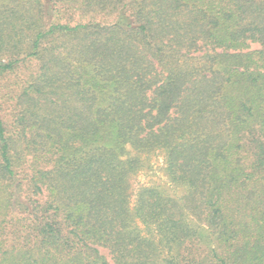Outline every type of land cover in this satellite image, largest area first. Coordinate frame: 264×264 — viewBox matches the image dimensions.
<instances>
[{
  "label": "trees",
  "instance_id": "1",
  "mask_svg": "<svg viewBox=\"0 0 264 264\" xmlns=\"http://www.w3.org/2000/svg\"><path fill=\"white\" fill-rule=\"evenodd\" d=\"M0 80V264H264V0H0Z\"/></svg>",
  "mask_w": 264,
  "mask_h": 264
},
{
  "label": "rangeland",
  "instance_id": "2",
  "mask_svg": "<svg viewBox=\"0 0 264 264\" xmlns=\"http://www.w3.org/2000/svg\"><path fill=\"white\" fill-rule=\"evenodd\" d=\"M256 47L257 45H253ZM33 64H25L22 66L20 74H29L33 71ZM2 81V80H0ZM127 150L133 154V150L127 145ZM129 185L131 192V202L134 200V194L140 186L156 185L159 189L164 190L167 195L180 196L183 194L184 189L178 185L170 182L165 171V164L161 153L153 155L149 160V167L142 168L129 176ZM205 237V234H202ZM102 253L110 259L108 251L101 249ZM110 264L112 261L110 260Z\"/></svg>",
  "mask_w": 264,
  "mask_h": 264
}]
</instances>
